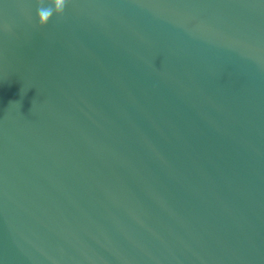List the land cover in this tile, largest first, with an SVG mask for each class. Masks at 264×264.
Segmentation results:
<instances>
[{"label": "water", "instance_id": "95a60500", "mask_svg": "<svg viewBox=\"0 0 264 264\" xmlns=\"http://www.w3.org/2000/svg\"><path fill=\"white\" fill-rule=\"evenodd\" d=\"M0 0V264H264V0Z\"/></svg>", "mask_w": 264, "mask_h": 264}, {"label": "clouds", "instance_id": "9594fccd", "mask_svg": "<svg viewBox=\"0 0 264 264\" xmlns=\"http://www.w3.org/2000/svg\"><path fill=\"white\" fill-rule=\"evenodd\" d=\"M37 27H44L55 15L62 17L68 0H35Z\"/></svg>", "mask_w": 264, "mask_h": 264}]
</instances>
